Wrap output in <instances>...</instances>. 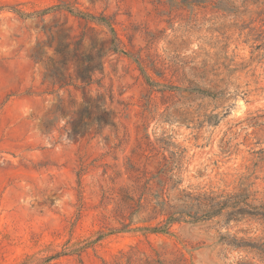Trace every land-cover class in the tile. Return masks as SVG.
I'll return each instance as SVG.
<instances>
[{"label":"rangeland","instance_id":"374dc122","mask_svg":"<svg viewBox=\"0 0 264 264\" xmlns=\"http://www.w3.org/2000/svg\"><path fill=\"white\" fill-rule=\"evenodd\" d=\"M98 95L117 128L72 136L60 99ZM181 152L183 188L264 203V0H0V264L50 245L83 264H264L250 217L109 234L133 166Z\"/></svg>","mask_w":264,"mask_h":264},{"label":"trees","instance_id":"16d2710c","mask_svg":"<svg viewBox=\"0 0 264 264\" xmlns=\"http://www.w3.org/2000/svg\"><path fill=\"white\" fill-rule=\"evenodd\" d=\"M18 14L19 11H16ZM45 12V11H44ZM43 12V13H44ZM86 20L101 22L94 15L77 13ZM61 67L67 71L68 62L62 61ZM98 66V65H97ZM98 67L86 68L77 74V79L87 88L97 83L96 73ZM68 72V71H67ZM64 86H69L65 83ZM113 99L110 104L104 95L96 98L89 97L83 102L81 109L65 111L63 101L56 107L54 114H67L73 120L77 115L76 123L71 125L72 136H86L91 130L92 135L102 134L105 128H117V114L112 108ZM71 108L75 107L73 101ZM50 129V123L46 126ZM167 152L166 149H164ZM183 153H170L167 157L163 154V160L159 163L156 172L149 171L146 167L141 170L135 168L132 176V186L123 188L119 203L115 209L118 228H110L111 233H130L144 231L148 233H168L177 223H206L213 221L223 215H227L229 223H240L250 217L255 220H264V203L251 198L248 189H242L240 193L219 194L214 191L197 192L193 189H185L180 178ZM131 179V178H130ZM146 215L134 223L137 215ZM104 231H100L102 236ZM245 247L250 245H238ZM85 247L58 250L52 245L47 246L41 253L27 255L18 264H52L64 257L76 255L79 262L83 264V252Z\"/></svg>","mask_w":264,"mask_h":264}]
</instances>
